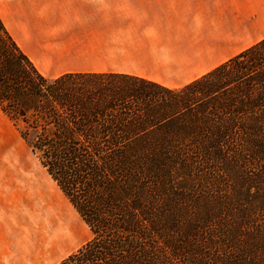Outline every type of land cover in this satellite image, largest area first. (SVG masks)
I'll list each match as a JSON object with an SVG mask.
<instances>
[{
    "label": "trees",
    "instance_id": "1",
    "mask_svg": "<svg viewBox=\"0 0 264 264\" xmlns=\"http://www.w3.org/2000/svg\"><path fill=\"white\" fill-rule=\"evenodd\" d=\"M0 111L92 234L56 264H249L264 248V38L171 88L45 77L0 20Z\"/></svg>",
    "mask_w": 264,
    "mask_h": 264
},
{
    "label": "crops",
    "instance_id": "2",
    "mask_svg": "<svg viewBox=\"0 0 264 264\" xmlns=\"http://www.w3.org/2000/svg\"><path fill=\"white\" fill-rule=\"evenodd\" d=\"M0 20L45 77L123 73L176 88L264 38V0H0Z\"/></svg>",
    "mask_w": 264,
    "mask_h": 264
},
{
    "label": "rangeland",
    "instance_id": "3",
    "mask_svg": "<svg viewBox=\"0 0 264 264\" xmlns=\"http://www.w3.org/2000/svg\"><path fill=\"white\" fill-rule=\"evenodd\" d=\"M43 236L48 245L26 264H56L92 234L0 112V264H19L24 244L37 250ZM260 250L252 249L249 264H264Z\"/></svg>",
    "mask_w": 264,
    "mask_h": 264
},
{
    "label": "bare ground",
    "instance_id": "4",
    "mask_svg": "<svg viewBox=\"0 0 264 264\" xmlns=\"http://www.w3.org/2000/svg\"><path fill=\"white\" fill-rule=\"evenodd\" d=\"M46 244L48 245L47 236H43V238L40 239L37 250L32 245L24 244L25 248L20 252L18 263L26 264V261L29 259H32L34 261Z\"/></svg>",
    "mask_w": 264,
    "mask_h": 264
}]
</instances>
